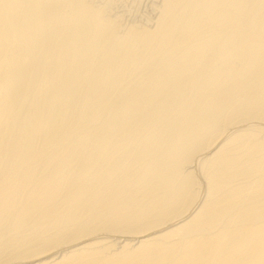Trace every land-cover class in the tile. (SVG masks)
Wrapping results in <instances>:
<instances>
[{"label":"bare ground","instance_id":"6f19581e","mask_svg":"<svg viewBox=\"0 0 264 264\" xmlns=\"http://www.w3.org/2000/svg\"><path fill=\"white\" fill-rule=\"evenodd\" d=\"M150 2L0 0V264H264V0Z\"/></svg>","mask_w":264,"mask_h":264},{"label":"rangeland","instance_id":"374dc122","mask_svg":"<svg viewBox=\"0 0 264 264\" xmlns=\"http://www.w3.org/2000/svg\"><path fill=\"white\" fill-rule=\"evenodd\" d=\"M95 4L110 3L109 13L117 14L121 18V23L125 27L134 25H144L146 17H152L151 12L154 7L150 0H93ZM153 15V14H152ZM143 18V20H142ZM155 19V18H153ZM153 21V20H152ZM155 21V20H154ZM104 233H100L103 235ZM122 235V234H118Z\"/></svg>","mask_w":264,"mask_h":264}]
</instances>
